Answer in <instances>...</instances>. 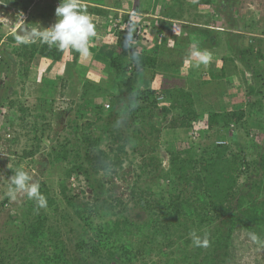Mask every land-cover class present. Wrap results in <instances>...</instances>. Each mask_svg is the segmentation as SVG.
I'll return each instance as SVG.
<instances>
[{"label": "trees", "instance_id": "obj_1", "mask_svg": "<svg viewBox=\"0 0 264 264\" xmlns=\"http://www.w3.org/2000/svg\"><path fill=\"white\" fill-rule=\"evenodd\" d=\"M83 1L94 2L80 7L95 20L105 18L109 28L104 24L100 30L107 31L108 42L117 43L110 57L100 60L109 75L105 78L103 72L99 84L82 80L84 73L76 68L81 53L70 49L65 82L75 76L74 84L83 83L85 110L83 104L76 105L60 138L52 139L50 119L61 116L53 104L45 112L35 103L26 107L19 97L10 103L0 99V109L16 108L22 119L38 111L36 116L44 120L43 133L32 139V147L23 150L20 159L46 156L42 167L49 166L46 175L58 179L61 191L51 196L50 188L40 182L46 206L30 199L22 211L8 216L15 230L11 237L0 239V264H228L235 231L255 233L264 240V143L260 144L264 140V0H201L207 6L217 5L210 15L190 13L189 7L196 11L199 2L185 7L186 0H173L162 3L161 17L152 26L144 15L120 11V0L110 9L102 6L103 0ZM32 4L27 0L21 9L26 11ZM250 5L255 7L253 16L247 15ZM51 8L44 7L41 29L48 28L56 10ZM147 13L148 8L142 14ZM164 19L183 22L182 33L160 41ZM121 23L130 24L133 32L128 48L124 40L129 31L119 30ZM137 26L143 36H137ZM148 36L152 41L143 44ZM98 47L90 51L95 53ZM197 48L222 54L220 68L209 71L202 64L192 76V60L183 66ZM66 49L39 41L23 45L16 54L29 63L36 54L61 61ZM3 60L0 71L6 68ZM181 68L186 82L176 87L164 72ZM144 72L151 73L150 80L144 78L143 86L135 88L136 75ZM213 93L217 99L212 104ZM74 104L71 101L69 106ZM206 116L207 130L199 132L198 139L211 142L164 143L168 165L163 166L158 157L163 136L167 138L170 129L187 133ZM178 135L173 137L180 141ZM44 139L55 140L43 149L48 151L41 148ZM140 146H146L148 154ZM129 171L136 178L118 195L114 179L127 178ZM73 177L84 179L91 199L68 194L67 183ZM47 209L60 219V226L52 222ZM194 230L207 234V247L193 245Z\"/></svg>", "mask_w": 264, "mask_h": 264}, {"label": "rangeland", "instance_id": "obj_2", "mask_svg": "<svg viewBox=\"0 0 264 264\" xmlns=\"http://www.w3.org/2000/svg\"><path fill=\"white\" fill-rule=\"evenodd\" d=\"M120 1L123 3V6H121V8H123L122 12L127 11V12H130L129 14L137 13L136 17H139L138 15L140 14L144 15V18L146 17V20H149V24L151 26L155 25L157 18L161 17L160 11L162 8V3L163 4H165L166 2L170 4L173 3V0H141L140 2L139 0H120ZM218 1L220 0H217V3ZM44 2L46 3L44 4L41 3L42 6L47 4V0H45ZM114 2H116V0H103L102 6H104L107 9H110ZM195 2H199L200 8L195 11L192 7H189L191 10L190 13L210 15L212 14V9H213L212 7L217 6L216 4L214 6H210V5L207 6L205 4H202L201 0H197V1L196 0H186L184 3V6L186 7L187 4L195 3ZM253 6L254 5H250L248 7L247 9L248 16L254 15L255 7ZM137 7H139V9L141 7V9L140 11L136 12L134 8H137ZM146 8H148L153 18L152 16H149V15L146 16V14H142L144 13V10ZM213 15L216 18L218 14L214 12ZM133 17L135 18V15H133ZM134 20H137V19H134ZM164 22H165V30H164L165 33L163 34L164 40L162 39V41H165V39L169 35L176 36V35H179V32L182 33V31L179 28L183 22L181 23V21H176V20H171V19H164ZM5 32H7V30L0 28V36L5 35ZM152 39H153L152 36H148L144 39V41H142V43L143 44L150 43ZM111 49H113V46L111 47ZM210 55H211V59L207 63L206 68L209 71L211 70L216 71L218 68H220L222 54L217 55L216 53L214 54L212 53ZM188 59L192 60L193 64L191 68L195 67L194 70L192 69L193 70L192 76H193L196 74V72H198L196 71V69H200L199 66H201L202 64H199V66H197L196 59L188 57L184 63L183 68L185 67L186 64L190 63V60ZM183 68H181L180 70L179 69L178 70L169 69L168 71L164 72V75L169 76L171 79H174V83H173L174 86L176 87L182 86L185 84L186 78H187V75L184 74L185 71ZM103 72L105 73L104 74L105 77L109 75L106 68H103ZM142 77H138L136 75L133 81L135 88H139L143 86L141 85V82H143L144 78L146 79L145 81L147 82L148 78L146 76L143 78ZM20 87L21 86L17 87L16 89L19 90ZM15 98H16L15 96H12L11 99H15ZM210 98H211L210 101L213 104L216 101L217 96H215V93H213V96ZM33 99L26 100L24 105L26 107L33 106L34 103H32L33 101H31ZM206 99H209V97H207ZM73 102H75L73 106H76L79 103L78 98H75ZM67 103H69V101L66 102V99H65V102L63 101L57 102L55 104V108L56 109L60 108L62 104L64 105V107H67ZM5 111L7 112L5 119L3 121L0 120V239L3 236L4 238H9L12 236L11 234L14 232L15 227H12L13 225L11 224V221L8 220V216L10 214H14V212L18 213L21 209L25 208L27 205V202L30 200L24 193H18L17 198L15 200L9 198V196L7 195L9 188L11 187L10 178L14 175V173L17 170H21V169L25 170L30 175H32L35 179H38L40 182H44L46 187L50 188L49 190L51 192V196H55V195L57 196V194L58 193L60 194L61 192L58 187L59 185L58 179L56 177L52 178L46 175V171H47L46 169L47 168L49 169V166L44 165L42 167L43 163L47 161L46 156L40 153L36 155L33 158V160L32 159H24V160L20 159V156L22 155L23 150L30 149L32 147L33 145L32 139L36 136L40 137L41 134L43 133L42 129L44 125V120L36 116L38 111H31L29 116L26 119L25 118L22 119V115L19 114L16 108L11 109L10 111L9 110H5ZM206 119H207V116L206 118L202 120H198L194 122L192 124V129L187 133L181 130H177V129L176 130L170 129L169 130L170 135H168L167 138H165V135L163 136L162 138L163 141H160L159 148H158V150L160 151V154L158 155V157L161 155L160 159L163 162V166L167 167L168 165L167 163L168 157H167L166 152L164 151V148H165L164 143L171 142L177 145V143L179 144L181 141H183V143L186 144V143H190V141L192 140L193 141L197 140L196 143H199L200 146H202L203 144L206 145L211 142L210 141L211 139L209 138L200 137L201 139H198L199 132L207 130V128H205L206 125H204V121ZM64 120L65 121L63 123V119L57 120L55 117H52V119H50V123L52 124V132L50 134V138L52 139L60 138L61 135H58V134L59 133L61 134V132H63V130L66 128L69 122L68 119L66 118ZM24 124L28 125L27 129L22 128ZM35 125L37 127L36 129H34ZM176 134H179L178 136L180 138V141L175 140L176 137H173ZM210 135L213 136V133ZM230 135H232V133H230ZM207 137H209V135ZM260 140H261L260 144L264 143V140L262 138ZM54 143H55V140L51 141V140L44 139L41 142V148L43 150L45 146L50 147V145ZM140 148L141 150L142 148L143 150H145L146 152L145 155L148 154V148L146 146L144 147L140 146ZM43 151H48V149L43 150ZM139 158L140 157L136 158V164L140 162ZM130 173L131 174H129L127 178L120 176L114 179V182L116 183L115 185L116 192L118 195H121L123 191H127L128 184H131L132 182H134L136 177L133 174V172H130ZM71 180H70V183H67L68 194L80 196V199L85 197V195L89 196V199L92 198V195L90 194V192H88V190L86 191L85 181L82 177L81 178L73 177ZM57 202L60 206H62V203L58 199H57ZM1 204H5V206L1 207ZM47 211H48L47 212L48 216L52 218L53 220L52 222L60 226L61 224L60 219L54 216V213L52 212L51 209H47ZM233 236L235 239V242H234L235 247L231 249L230 251V254L228 256V261H229L228 264H264V245L254 242L250 238V234H248L244 230L235 231Z\"/></svg>", "mask_w": 264, "mask_h": 264}, {"label": "crops", "instance_id": "obj_3", "mask_svg": "<svg viewBox=\"0 0 264 264\" xmlns=\"http://www.w3.org/2000/svg\"><path fill=\"white\" fill-rule=\"evenodd\" d=\"M26 1L27 0H0V28L7 30L5 35L0 36V51L4 59L3 61L6 63V68L0 71V78L3 80H0V99L3 98V100L7 101V103H10L11 101L14 102L15 99L19 97V99H22L25 103L26 100L34 98L31 100L33 101L32 103L38 104V107L43 109L45 112H47V106L53 104L54 110L61 115L58 120L63 118L70 120V118L72 119L73 117L72 114L74 113V107L76 109V106H69V103L74 101L75 98H78L79 103L77 105L83 104V108L85 110V102L87 100L80 93L83 83L74 84L75 82H73V80L77 81L75 76L72 77L73 79L71 78L68 83L65 82L66 76H68L67 66L68 63L72 61L71 48L66 49L65 56L61 61H52L41 57L39 54H36L30 63L27 58L20 60V58L18 59L17 57L16 50L18 48L21 49L23 45L28 46L37 44L39 40H36L35 42L29 41L26 44H20L17 43L16 37L18 35L30 36L31 32L41 30L40 28H42L43 25L42 21L46 19L43 17V10L46 4L44 6L41 4L46 3L44 2L45 0H33V4L28 7V10L23 11L21 6ZM140 1L141 0H139V2ZM60 2V0H47V4L50 7H53L51 9L57 8ZM79 4L93 5L94 3L79 0ZM134 9L137 12L140 11L141 7L140 9L139 7ZM51 15L52 18L48 23V27L52 26L57 20L55 10ZM148 15L152 16L151 13L146 14V16ZM90 18L91 20H95L92 16ZM93 23L96 24V35L90 38L91 43L89 41L88 47L89 50L98 46L100 47H98L99 49L95 53L90 51L88 56L81 54L76 68L80 69L81 72L84 73L82 80H88L94 84H99L104 78L102 73L103 68H105L104 64L100 60H102L103 57H110V54L116 46V42L115 40L108 42L107 31L104 32L100 30V25L102 27L104 24L109 28L108 23H105V18L98 16ZM11 38H13V40H11ZM112 46L113 49H111ZM7 68H9V70H6ZM77 71L79 70H76L75 73H77ZM142 76H146L149 81L151 73L144 72L141 74V77ZM53 84L56 86L55 88L52 87ZM75 85L80 87L79 91H76ZM19 86H21L20 89H16ZM12 96H15L16 98L11 99ZM65 99L66 102L69 101V103H67V107H64L62 104L60 108L56 109L55 104L61 101L65 102ZM92 101L94 102L95 100L92 99ZM96 102L106 101L104 99H98ZM5 107L6 105L2 107V109H5ZM64 119L63 123L65 121Z\"/></svg>", "mask_w": 264, "mask_h": 264}, {"label": "clouds", "instance_id": "obj_4", "mask_svg": "<svg viewBox=\"0 0 264 264\" xmlns=\"http://www.w3.org/2000/svg\"><path fill=\"white\" fill-rule=\"evenodd\" d=\"M55 15L57 20L52 26L31 32L30 36L18 35L16 37L17 43L26 44L29 41L35 42L39 40L42 44L49 46L55 45L61 49L71 48L84 56H88L90 52L88 47L89 41L90 38L96 35V28L90 16L80 7L79 0H61L55 10ZM169 37L171 36L169 35L165 40ZM133 39V32L129 30L124 40L126 48L130 47V42H133ZM191 56L196 59L197 66L199 64L207 65L211 59V55L207 50H200L199 48L193 50ZM133 58H137L135 53L133 54ZM2 59L3 56L1 57ZM0 80L3 81L2 78ZM3 110L2 108L0 109V120ZM5 110L10 111L7 106ZM5 113L7 112L5 111ZM10 179L11 187L7 193L9 198L15 200L18 193H24L29 199H34L39 207L46 206L47 201L45 196L40 192V181L38 179H35L27 171L22 169L17 170ZM190 235L194 246H208L209 241L206 233L201 236L194 230ZM250 238L254 242L264 245V240H261L255 233L250 234Z\"/></svg>", "mask_w": 264, "mask_h": 264}, {"label": "built area", "instance_id": "obj_5", "mask_svg": "<svg viewBox=\"0 0 264 264\" xmlns=\"http://www.w3.org/2000/svg\"><path fill=\"white\" fill-rule=\"evenodd\" d=\"M119 22H116V23H114L113 24V27H115V26H117V24H118ZM119 30H121V31H129L130 30V24H128V23H121L119 26ZM137 36H143L144 34V32L142 31V27L141 26H137ZM146 38V37H145ZM162 39L164 40V38H163V36H161V38H159V40L160 41H162ZM1 50V49H0ZM1 57H2V53H1V51H0V60H1ZM105 108L106 109H109L110 108V106H109V104H105ZM5 110H3V113H2V118H1V120L3 121V118H4V116H5ZM8 130V129H7Z\"/></svg>", "mask_w": 264, "mask_h": 264}, {"label": "bare ground", "instance_id": "obj_6", "mask_svg": "<svg viewBox=\"0 0 264 264\" xmlns=\"http://www.w3.org/2000/svg\"><path fill=\"white\" fill-rule=\"evenodd\" d=\"M132 55V54H131ZM159 91V90H158Z\"/></svg>", "mask_w": 264, "mask_h": 264}]
</instances>
